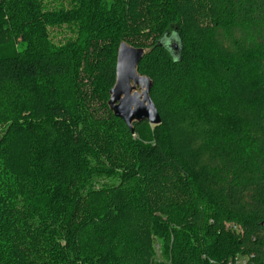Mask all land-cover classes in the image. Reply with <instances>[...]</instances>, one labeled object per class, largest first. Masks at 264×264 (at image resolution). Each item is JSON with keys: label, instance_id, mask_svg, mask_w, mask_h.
Here are the masks:
<instances>
[{"label": "trees", "instance_id": "trees-1", "mask_svg": "<svg viewBox=\"0 0 264 264\" xmlns=\"http://www.w3.org/2000/svg\"><path fill=\"white\" fill-rule=\"evenodd\" d=\"M0 264H264V0H0Z\"/></svg>", "mask_w": 264, "mask_h": 264}, {"label": "water", "instance_id": "water-1", "mask_svg": "<svg viewBox=\"0 0 264 264\" xmlns=\"http://www.w3.org/2000/svg\"><path fill=\"white\" fill-rule=\"evenodd\" d=\"M144 54L143 48H136L122 42L117 50L115 82L110 89L108 107L122 119L133 133V123L147 121L158 125L160 116L150 97L152 81L137 71V65Z\"/></svg>", "mask_w": 264, "mask_h": 264}, {"label": "rangeland", "instance_id": "rangeland-1", "mask_svg": "<svg viewBox=\"0 0 264 264\" xmlns=\"http://www.w3.org/2000/svg\"><path fill=\"white\" fill-rule=\"evenodd\" d=\"M53 30V29H52ZM55 31V30H54ZM68 33V32H67ZM57 37H60V36H57Z\"/></svg>", "mask_w": 264, "mask_h": 264}]
</instances>
